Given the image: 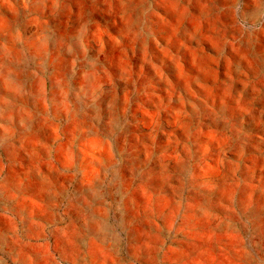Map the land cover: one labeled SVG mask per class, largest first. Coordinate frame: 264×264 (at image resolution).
Wrapping results in <instances>:
<instances>
[{
  "label": "rangeland",
  "instance_id": "374dc122",
  "mask_svg": "<svg viewBox=\"0 0 264 264\" xmlns=\"http://www.w3.org/2000/svg\"><path fill=\"white\" fill-rule=\"evenodd\" d=\"M0 264H264V0H0Z\"/></svg>",
  "mask_w": 264,
  "mask_h": 264
},
{
  "label": "bare ground",
  "instance_id": "6f19581e",
  "mask_svg": "<svg viewBox=\"0 0 264 264\" xmlns=\"http://www.w3.org/2000/svg\"><path fill=\"white\" fill-rule=\"evenodd\" d=\"M255 5V4H254Z\"/></svg>",
  "mask_w": 264,
  "mask_h": 264
}]
</instances>
